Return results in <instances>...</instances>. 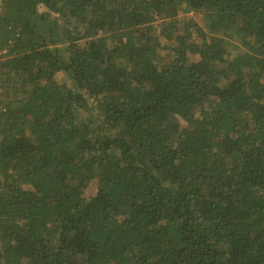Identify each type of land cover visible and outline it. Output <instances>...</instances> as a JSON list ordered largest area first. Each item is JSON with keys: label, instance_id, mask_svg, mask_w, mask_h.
<instances>
[{"label": "trees", "instance_id": "16d2710c", "mask_svg": "<svg viewBox=\"0 0 264 264\" xmlns=\"http://www.w3.org/2000/svg\"><path fill=\"white\" fill-rule=\"evenodd\" d=\"M3 47L0 264H264V0H1Z\"/></svg>", "mask_w": 264, "mask_h": 264}, {"label": "rangeland", "instance_id": "374dc122", "mask_svg": "<svg viewBox=\"0 0 264 264\" xmlns=\"http://www.w3.org/2000/svg\"><path fill=\"white\" fill-rule=\"evenodd\" d=\"M189 15L192 16L195 19L196 23L199 25L203 24L204 21H206V16H204L205 15L204 13L189 12ZM156 34L158 36V40L161 41V46H160L159 52L162 56L165 53L164 46L166 45V43H163L162 35L159 34V28H157ZM226 49L230 55H235L236 53H239L242 50V48L240 47V45L237 44L236 41H229V40L226 41ZM56 80L59 83H62V82L68 83V81H69L67 75L64 74L63 72L56 76ZM80 114H81V112H80ZM81 116H82L81 117V120H82L83 117H86L87 115H86V113L83 112L81 114ZM93 190H94V184L86 191V196L90 195L93 192Z\"/></svg>", "mask_w": 264, "mask_h": 264}, {"label": "built area", "instance_id": "2783aa9c", "mask_svg": "<svg viewBox=\"0 0 264 264\" xmlns=\"http://www.w3.org/2000/svg\"><path fill=\"white\" fill-rule=\"evenodd\" d=\"M0 7H1V0H0ZM6 48L5 47H3V48H0V59L2 58V57H4V55L6 54Z\"/></svg>", "mask_w": 264, "mask_h": 264}]
</instances>
